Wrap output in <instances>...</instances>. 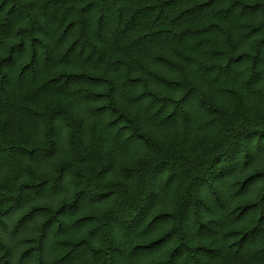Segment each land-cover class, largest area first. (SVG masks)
Wrapping results in <instances>:
<instances>
[{
  "label": "trees",
  "instance_id": "obj_1",
  "mask_svg": "<svg viewBox=\"0 0 264 264\" xmlns=\"http://www.w3.org/2000/svg\"><path fill=\"white\" fill-rule=\"evenodd\" d=\"M51 127L0 164V264H264V0H0V149Z\"/></svg>",
  "mask_w": 264,
  "mask_h": 264
},
{
  "label": "snow or ice",
  "instance_id": "obj_2",
  "mask_svg": "<svg viewBox=\"0 0 264 264\" xmlns=\"http://www.w3.org/2000/svg\"><path fill=\"white\" fill-rule=\"evenodd\" d=\"M259 7V5H257ZM251 11H255V8L251 9ZM227 70H225L226 72ZM168 103H171V101H168ZM197 106V111H198ZM184 109L186 111H191L193 108L192 101L190 100L189 96H185L182 100L179 101V103L176 105L175 111L168 117V120L165 121V123L169 122H175L178 119H185L184 113L181 109ZM40 135H46L50 138V143H44L42 146L39 144L37 146L33 147V150L24 153L21 151V146H9L4 149H0V164H4L5 162H11L17 160L21 156H27L30 160L33 162L40 164L43 162H46L50 156L53 155V153L57 150V141L60 137V131L58 127H51L49 130L43 133H39ZM253 135H259V143L258 147L256 149V152L249 155L248 159L252 160L255 159L256 155L261 151L264 150V130H262L260 133H253ZM142 137H138L135 134L131 135L127 141H125L126 144H132L139 140H141ZM249 140L252 139L251 136L248 137ZM228 156V159L226 160V164L233 165V161L236 156V151H233L230 154H226ZM110 166V165H109ZM107 171V169H105ZM67 174L66 167L61 166L58 170H56L50 177H43L44 180L43 183L39 185L38 188L34 189L37 195L41 194H53V193H59L61 192L65 186V176ZM258 177H254L253 179H257ZM100 197L95 194L94 192L88 191V190H81L79 191L78 195L74 198L73 201L70 202L69 206L62 207L57 213V216H63L68 217L73 215V213L82 205L88 203H95L98 202ZM261 204H264V200L261 201ZM118 227H123V225H118ZM260 233H264V211L261 212L260 217L258 218V223L256 225V228L254 231L250 232L248 235L250 237L255 238ZM138 251H150V249H138ZM219 252L216 253H205V255H219ZM174 262V258H173Z\"/></svg>",
  "mask_w": 264,
  "mask_h": 264
}]
</instances>
